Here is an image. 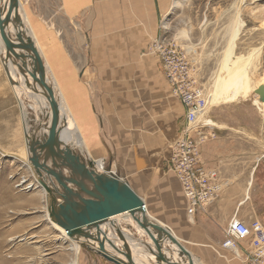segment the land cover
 Masks as SVG:
<instances>
[{"label": "crops", "instance_id": "1", "mask_svg": "<svg viewBox=\"0 0 264 264\" xmlns=\"http://www.w3.org/2000/svg\"><path fill=\"white\" fill-rule=\"evenodd\" d=\"M58 1L61 3H59V14H54L47 0H44V11L41 3L36 16L46 22L50 26L49 29L56 34L61 32L62 45L69 34L74 36L78 52L84 50L85 41L89 43L90 50L87 52V57L91 59L90 66H86L82 61L80 70L75 74L80 75V78L82 76L83 80L87 72L89 75H94L92 80L94 82L88 86L93 91L91 101L88 100V94L85 101L80 99L77 88L75 87L74 90L70 84L64 85L58 95L68 117L66 143L73 149L84 152L87 160L96 158L93 150L98 155L106 154L107 158L113 153L109 166L113 167L112 171L116 174L118 173L115 168L116 162L125 160L127 163L130 159L132 162L136 159V164L140 162L131 169V176L127 172H124L123 176L145 200L148 217L169 228L192 254L195 264H244L243 259L237 256L236 250L225 249L222 243L227 237V228L234 216L248 224L256 219L264 223L262 154L260 149L253 147L239 136V132H244V129L248 130V128L242 125L230 128L220 126L228 122L243 123V121L237 118L228 120L224 116H212L211 121L215 122L217 127L212 126L209 131L214 133L215 137L201 144L200 160L208 172L213 170L217 172L212 182L218 184L220 189L205 210L197 209L195 214L190 215L181 181L171 166L173 145L181 134V126L184 122H181V118L182 112L185 118V107L166 82L162 67H156L158 65L156 59L147 58L143 54L140 63L132 67L126 66L130 67V70L119 69L116 62L117 54L112 52L111 36H109L112 35L110 25L114 17L115 24L118 25L123 19H127L128 25L133 27L131 33L140 35L136 42L140 44L141 52L143 48L146 49L143 45L147 46L152 36L157 33L156 0H117L116 7L107 10L108 22L101 21V5L94 0L87 6L82 4L85 0L56 2ZM55 15L54 24L52 20ZM106 42L108 47L104 44ZM101 48L107 49L101 50ZM4 53L5 51L0 49V138L3 139L5 132L8 131L6 123L12 124L15 127L14 131L17 127L15 123H18L20 129L21 102L28 108L30 116L35 114L32 104L36 98L29 89L11 83L3 62ZM83 57L80 53L76 59L80 62ZM10 71L16 78V69L11 66ZM117 74L127 75L124 95L119 100L116 97ZM131 74H140L144 87L141 104L137 106H134L133 83L128 81V75ZM146 76H148L147 83ZM76 83L77 87L86 89L85 81L78 83L76 80ZM27 97L31 102L26 101ZM42 100L41 113L45 115L47 105L45 100ZM100 126L109 131L108 141L102 140ZM233 128L236 132L231 131ZM134 148L137 158L133 156ZM106 160L109 164L110 160ZM121 220L122 218L117 219L119 223ZM125 223L121 227L130 237L132 252H147L148 258L143 256L136 263H150L148 260L151 257L150 238L131 219H127ZM129 224L134 226L135 231L128 229ZM108 229L107 235L113 231L111 226ZM93 231L96 232V229ZM137 234H140V240L143 241L138 244L135 242L134 245L132 238L137 239ZM162 243L165 244L164 248L169 250L172 248L167 239H162ZM243 244L246 248L250 247L247 242ZM92 246L97 248L94 244ZM106 249L108 251L110 248L106 246ZM238 250L243 257L242 250ZM168 254L171 255V251ZM174 256L178 259L177 253H174Z\"/></svg>", "mask_w": 264, "mask_h": 264}, {"label": "rangeland", "instance_id": "2", "mask_svg": "<svg viewBox=\"0 0 264 264\" xmlns=\"http://www.w3.org/2000/svg\"><path fill=\"white\" fill-rule=\"evenodd\" d=\"M19 1L26 5L29 14L25 13L26 8H23L24 5L21 6ZM56 1L47 0L54 14H59L60 2ZM94 1L101 5V21L108 22L107 10L115 8L117 0ZM41 3L44 11V0H18L15 8L20 13L26 33L32 37L46 62L56 95L62 92L64 85L70 84L74 90L75 87L77 88L80 99L85 101L88 94V100L91 101L93 91L88 86L94 82L92 81L94 75H89L87 72L83 80L82 76L80 78V75L75 74L80 70L82 61L86 66H90L91 59L87 57V52L90 50L89 43L85 41L84 50L79 51L84 57L78 62L76 57L80 53L77 51L74 36L69 34L62 45L61 32L56 34L49 29L50 26L46 22L36 16ZM91 3L92 0H85L82 4L87 6ZM156 3L157 33L152 36L147 46L143 45L146 49L143 48L142 52L139 48L140 44L136 42L140 35L131 33L133 27L128 25L129 21L123 19L118 25L115 24L114 17V23L112 21L110 25L112 35H108L111 36L112 52L117 54V67L130 70L131 68L126 66L132 67L140 63L144 54L147 58L156 59L158 64L156 67H162L164 78L169 84L164 57L187 62L195 84L204 91L207 100L205 108L198 115L204 113L205 117L198 121L208 122L213 127H217V124L211 121L212 116H224L228 120L237 118L243 121V123L228 122L220 126L247 127L248 130L245 128L244 132H239V136L253 147L260 149L264 162V0H156ZM239 8L241 23L236 25L234 21ZM55 19L56 15L52 21L54 22ZM231 40L235 56L258 53L253 57L249 71L250 88L246 89V96L238 93L237 87L233 88L224 98L225 100L216 103L214 101L216 92L213 90L217 76L221 74L223 59ZM104 44L108 47L107 42ZM126 78L125 74H117V100L123 98ZM147 78L148 76L146 83ZM76 80L78 83L85 81L86 89L77 87ZM128 81L132 82L134 87V106L140 105L142 89L144 90L140 74L128 75ZM26 101L31 102L28 97ZM41 101L42 98L38 97L32 104L36 118L42 116ZM92 108L94 111L93 106ZM21 111L20 129L18 123H15L17 125L15 131L12 124L6 123L8 131L5 132V139L0 138V264H115L102 256L91 243V245L87 243L89 239L86 240L77 233L69 236L66 230L61 231V227L52 222L48 216L46 192L36 180L28 161L8 155V153L23 154L22 150L27 147L26 141H28L24 134V125L28 133H31V124L33 127L32 116L23 102H21ZM183 118L182 112L181 122L184 121ZM231 131H235L234 128ZM99 132L102 140L110 139L109 131L105 128L100 126ZM136 148L133 153L135 158H137ZM93 154L94 157L103 158L106 155H98L94 150ZM113 156V153H110L108 158L106 155L105 159L110 160L109 164L106 160L107 166L110 165ZM139 163L136 164V159L133 162L130 159L127 163L124 160L116 162L115 168L121 177H124V172L131 176V169ZM121 218V224H125V219ZM136 238H132L134 245L135 242L140 243V234H137ZM117 257L123 258L120 254Z\"/></svg>", "mask_w": 264, "mask_h": 264}, {"label": "water", "instance_id": "3", "mask_svg": "<svg viewBox=\"0 0 264 264\" xmlns=\"http://www.w3.org/2000/svg\"><path fill=\"white\" fill-rule=\"evenodd\" d=\"M0 31L5 48L3 62L11 83H20L11 75L12 66L17 76L23 77L26 87L42 95L48 103V110L40 116L39 122L34 125L31 120V133L24 125V134L28 137V163L46 192L49 218L62 226L69 236L80 233L90 237L92 229L96 228V237L100 241L97 251L102 256L115 264H137L129 243L130 237L115 219L123 216L125 221H134L150 238L151 257L147 264H194L192 254L177 236L148 217L145 200L126 178L113 173L109 166L96 169L93 160H87L82 152L65 143L63 129L66 117L60 98L56 95L40 50L26 33L14 0H0ZM103 224L113 227L116 232L114 237L122 242V246H116L112 239H108V242L127 261L107 252V233L101 227ZM128 228L135 231L130 224ZM164 238L172 245L170 250L164 248ZM169 251L173 258L167 253ZM174 253H177L178 259Z\"/></svg>", "mask_w": 264, "mask_h": 264}, {"label": "built area", "instance_id": "4", "mask_svg": "<svg viewBox=\"0 0 264 264\" xmlns=\"http://www.w3.org/2000/svg\"><path fill=\"white\" fill-rule=\"evenodd\" d=\"M164 59L169 84L174 95L185 107L181 134L173 145L171 166L178 175L187 197L188 212L193 215L197 209L205 210L220 189L218 184L212 182L217 172H208L200 160L201 144L215 137V134L209 131L211 124L197 122L207 100L204 91L195 84L189 64L175 58ZM104 166L107 167L106 159ZM243 242H247L250 247L246 248ZM223 246L232 250L241 249L245 264H264V223L256 219L248 224L234 216L229 222Z\"/></svg>", "mask_w": 264, "mask_h": 264}, {"label": "bare ground", "instance_id": "5", "mask_svg": "<svg viewBox=\"0 0 264 264\" xmlns=\"http://www.w3.org/2000/svg\"><path fill=\"white\" fill-rule=\"evenodd\" d=\"M14 1H15V7H16V3L18 2V0L17 1L14 0ZM19 3H20L21 6L24 5L20 1H19ZM23 8H26L25 13L26 14H29V12H28L29 10H27L28 8L26 7V5H24ZM239 13H240V8L238 9V12H237V18L234 21V24H236V25H239L241 23L240 22V18H239ZM2 43H3V41H2V38H1V31H0V46L1 47H2ZM233 49H234L233 48V41L231 40L230 45H229V49L226 51L225 57L223 59L221 74L219 76H217L218 78L216 79L215 89L213 90L214 92H216V95H214L216 97L215 100H214L216 103H219L222 100H225L224 98L227 96V94L229 93V91H231L233 88H236V87H237V92L238 93H243V96H246L247 95L246 89L249 87V85L251 83V79L249 77V71H250V68H251V63H252L253 57L256 54H258V53L255 52V53L250 54L248 56H246V55L235 56ZM3 50L5 51L4 45L2 47V51ZM13 79L20 82L17 85H20L22 88H27L26 85H25V83H24V81H23V77L22 76H16V78L13 77ZM27 89H29V88H27ZM33 94L36 96L35 99H38V97H41L42 99L45 100L46 105H47V110H48V103H47L46 99L42 95H40V94H36V93H33ZM60 102H61V100H60ZM61 109H62L63 115H65V117H66V125H65V127L63 129V138H64V141H65V135H66L65 133H66V130H67V127H68V117H67L66 112L64 111V108L62 106V102H61ZM203 116H204V113H201L200 116H198V118H197V122H202V123L209 124L208 122L198 121ZM39 119H40V115L37 116V118H36V114H34L31 117V120L34 121V125L39 122ZM36 120H38V121H36ZM31 127H32V124H31ZM27 139H28V137H27ZM65 143H66V141H65ZM21 144H23V143H21ZM22 151H23V154L8 153V155H12L14 157L22 158V159H25L26 161H28V150H27V147L25 146L24 150H22ZM3 152L5 153V151H3ZM93 161H94V164L96 165L95 166L96 169L101 170L102 167L105 168V166H104V158L103 157H96V158L93 159ZM110 168H111V171H112L113 170V167H110ZM46 200H47V197H46ZM48 216H49V214H48ZM119 218H121V217H116L115 218L116 221ZM52 222L54 224L58 225L59 227H61V231L62 230L65 231V229L62 226H60L59 224H57L54 221H52ZM103 225L104 226L106 225L107 227L110 226V225H107V224H103ZM104 226H103L102 229L105 230L106 233H107L108 228L107 227H104ZM111 228L113 229L112 226H111ZM94 229H96V228H94ZM94 229H92V231H91L92 236H90V237H86V236H84L83 234H80V233H77V234H80V236L86 238V240L89 239V241H91V244L92 245L94 244V245L97 246V248H95V249H98L99 248L100 241H98V239L96 237L97 231L94 232L93 231ZM128 229H130V228H128ZM114 236H116V232L113 230V231H111V234H108L107 237H106L107 239L105 240V246H106V243H107L108 244L107 245L108 248H110V249H108V253L111 254V255H116V256H119V254H120L123 258H119V259H121L123 261H127V258L123 254H121L119 252L117 253V251L114 249V247H112L109 244L108 239H112L116 243V246H118V245H119V247L122 246V242L121 241L119 242V240H117ZM102 237L103 236H101V239H102ZM87 243H89V242H87ZM222 247L225 248L223 246V243H222ZM225 249H228V248H225ZM230 250H232V249H230ZM236 251L239 253V254H237V256L240 257V258H242L243 259V262H244V255L242 257L241 254H240V251L239 250H236ZM132 254H133V257H134V260L135 261L140 260V258H142L143 256H145V257L148 258L146 251L145 252H137V253L136 252H132Z\"/></svg>", "mask_w": 264, "mask_h": 264}]
</instances>
